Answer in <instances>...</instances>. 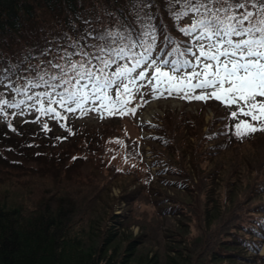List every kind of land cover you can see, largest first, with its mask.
Here are the masks:
<instances>
[{"label":"trees","instance_id":"trees-1","mask_svg":"<svg viewBox=\"0 0 264 264\" xmlns=\"http://www.w3.org/2000/svg\"><path fill=\"white\" fill-rule=\"evenodd\" d=\"M152 3L156 5L151 11L158 29L157 51L165 36L175 43L164 45V52L177 46L183 50L192 38L178 29L189 27L193 19L177 22L166 10L165 0ZM128 7L129 0H0V68L35 66L50 58L41 55L49 48L73 51L70 41L86 32L95 36L132 25ZM179 10V5L173 8ZM106 71H115V65ZM0 93L9 100L21 98L2 87ZM52 107L60 117L40 116L36 109H6L7 119H0V176L8 179L9 191L26 188L29 197H39L34 208L28 209L10 206L8 195L3 201L0 197V264H135L134 257L146 242L153 253L138 264H237L240 259L245 264L263 263L259 252L264 223L243 222L253 206L250 198L264 197V185L257 183L260 173L264 174V141L263 136L255 137L262 132L234 141V120L216 107L207 123L203 110L174 113L161 124L154 123L148 137L153 163L159 167L156 175L146 167L139 173L115 168L106 173L96 155L103 152L108 139L121 136L119 130L87 127L86 119L77 115L80 110L67 113L58 105ZM141 142L139 135L129 136L132 154L128 157L143 164ZM75 161L74 167L84 168L82 177L88 182L66 173ZM115 184L123 189L128 212L121 223L105 225L97 206L107 202ZM33 192L39 195L30 196ZM263 201L252 211L264 216ZM132 223L144 228V234L121 240V234L112 230ZM115 242L121 246L120 258Z\"/></svg>","mask_w":264,"mask_h":264},{"label":"snow or ice","instance_id":"snow-or-ice-1","mask_svg":"<svg viewBox=\"0 0 264 264\" xmlns=\"http://www.w3.org/2000/svg\"><path fill=\"white\" fill-rule=\"evenodd\" d=\"M165 3L175 21L193 18L189 27L178 29L192 38L183 50L177 46L164 52V45L175 43L165 36L157 51L158 29L151 11L156 5L152 0H129L132 25L126 23L116 31L95 36L86 32L78 40L70 41L68 47L73 51L67 47L49 48L41 55L50 58L35 66L0 68V87L21 97L9 100L0 93V119H7L6 109H36L40 116L57 118L61 113L52 105L67 113L85 111V104L90 101L112 103V95L108 94L111 89L115 90L116 103L122 112L127 101L120 99V94L130 95V85L145 81L161 96L167 91L180 99L202 101L214 97L228 105L243 101L247 110L240 107L239 112L251 117L252 122L235 123V135L243 139L264 132V102L257 100L264 97V0H165ZM176 5L180 6L179 11H173ZM89 40L95 43L90 44ZM74 56L79 59L73 60ZM121 61L126 63L122 65ZM113 65L115 71H106ZM198 66L200 71L195 70ZM149 69L153 73L150 77ZM196 89L201 92L196 94ZM231 116L235 118L237 112L232 111ZM43 128L47 131L48 125Z\"/></svg>","mask_w":264,"mask_h":264},{"label":"rangeland","instance_id":"rangeland-1","mask_svg":"<svg viewBox=\"0 0 264 264\" xmlns=\"http://www.w3.org/2000/svg\"><path fill=\"white\" fill-rule=\"evenodd\" d=\"M191 19H193L191 17ZM192 71V69H190ZM196 71H200L201 68L198 66ZM227 86V85H225ZM200 90V89H198ZM208 92L212 91L211 89L206 90ZM196 94H199L200 91H196ZM258 101L264 102V97H257ZM245 104L243 101H238L237 104L228 105L225 104L223 100H216L214 97L208 98L206 100L202 101H187L180 99L178 97L173 98H161L156 99L150 102L145 108H143L142 111H140L136 116L133 115H123L121 117L112 115V116H105L102 113H91L87 116L85 123L87 127H115L116 130H119L121 133V136L119 138H110L107 140L106 145L104 147V150L102 153H99L96 155L98 158V162L100 164V168L104 170L106 173L108 172V169L115 168L118 172H127V171H138V173L143 169V167L149 168V164L151 163V160L153 161V158H146L143 157V164H141V159L138 160L134 157H128L129 154H132L129 147H128V138L130 135H139L141 139L144 137L149 136V133L151 130H155L154 127H147L149 122L158 120L161 124L163 122L162 119H165L169 116H172L174 113H193L198 114L201 110L205 112V122L212 117L215 107L218 109V112L220 114L226 113L229 118L228 120L233 121V125L235 123H238L241 120H247L249 122L251 121V117H243L240 118L238 114V110L235 108L238 107H244ZM236 111L237 116L233 118L231 116V112ZM117 117V118H112ZM255 123V122H253ZM79 125H82V122H78ZM259 134V133H256ZM256 134L252 135L255 136ZM235 135V134H234ZM261 137V140L264 141V132L261 134L255 136V137ZM251 137V136H250ZM248 137V138H250ZM241 138H238L235 135L234 141H239ZM193 140V139H192ZM149 148V147H147ZM75 163L72 165L71 168H74V171L67 170L66 173L72 177L79 176L80 179H82L85 182H88L86 177H82V171L84 168L77 167L75 168ZM156 166V165H155ZM156 168H159L156 166ZM7 172L15 173L17 174V171H8ZM70 171V172H69ZM6 173V172H5ZM260 176V177H259ZM259 179L257 180V183L259 185H264V174L260 173ZM11 181V180H10ZM256 183L255 181H252V185L254 186ZM8 187L10 189V183L8 179L4 176H0V197L2 198L1 201H3L4 197L8 195L9 198V205L10 206H16V205H22L23 208H34V205L37 203L39 197H29L28 193L25 192V189L22 190H16V191H9ZM233 187V186H232ZM35 192L31 193L30 196H38L39 193L34 194ZM171 193V192H170ZM222 193V192H221ZM34 194V195H33ZM264 194V193H263ZM123 195V189L119 185H113L107 194V200L103 201L98 204L97 206V212L99 213L101 219L103 220V224L106 225V222H109V225H113V221H118L121 223L124 219V215L128 212V204L127 202L122 198ZM233 196V194L231 195ZM235 196V195H234ZM233 196V197H234ZM252 201V207L250 208V213H246L244 215L243 222L245 225H251L253 222L255 223H264V216L262 214L256 213L252 211L253 207L256 206L260 201L264 200V197L260 198L259 196H252L250 198ZM261 206L264 205V201L260 204ZM31 206V207H30ZM260 206V207H261ZM143 209H148L151 213H153V209L146 208L143 206ZM98 218V214L95 215V219ZM100 219H98L99 222ZM77 228V226H76ZM105 229H109L107 226L104 227ZM86 231L89 232L90 229H88L87 226L83 228ZM114 231H118L121 235L120 238L123 240V238H137L144 234L145 230L142 228L139 224L132 223L130 225H117L116 228H112ZM101 233H104V231H101ZM100 234V233H99ZM193 234H197V230L193 228ZM151 237H154V234L151 235ZM85 238H88V236H85ZM144 238V236H143ZM149 241V238H148ZM120 242V241H119ZM117 242V244L119 243ZM151 242V240H150ZM122 242H120L121 244ZM115 242L113 245L115 247V250L118 249L119 258L121 257V246H118ZM122 245V244H121ZM151 243H143V249L139 251L137 256L134 257L135 264L142 263L139 261H148L149 256L153 253V251L150 250ZM152 246V245H151ZM113 249H111L112 251ZM160 250V255H163V249ZM247 255V253H244ZM260 255L264 256V242L262 245V248L259 252ZM248 255H250L248 253ZM163 259V257H162ZM166 259V258H164ZM163 259V260H164ZM235 263L237 264H245V261L243 259L236 260ZM264 264V259L263 263Z\"/></svg>","mask_w":264,"mask_h":264}]
</instances>
